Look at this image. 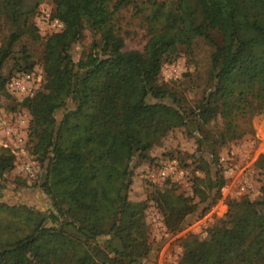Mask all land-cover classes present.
Listing matches in <instances>:
<instances>
[{
	"label": "trees",
	"instance_id": "16d2710c",
	"mask_svg": "<svg viewBox=\"0 0 264 264\" xmlns=\"http://www.w3.org/2000/svg\"><path fill=\"white\" fill-rule=\"evenodd\" d=\"M40 1L0 0L6 27L0 96L15 102L12 111L19 107L29 115L28 152L50 209L44 214L0 201V264H140L150 253L147 203L171 236L189 218L203 217L221 199L217 151L252 135L250 121L264 112V0H150L146 41L125 55L115 16L135 0H50L48 18L65 32L50 47L43 43L41 59L55 64L51 76L58 77L18 100L5 83L34 66L28 43L40 41L31 21ZM84 31L89 41L74 57ZM198 39L210 51L200 98L189 105L185 92L196 87L191 74L167 82L159 69L180 52L192 62ZM176 130L194 139L191 164L203 175L190 173L191 182L204 197L194 201L164 180L143 200L131 201L133 169L151 165L148 153ZM13 162L9 149L0 147V178ZM252 165L260 175L259 199H225L226 212L213 217L203 238L178 237L177 264H264V150Z\"/></svg>",
	"mask_w": 264,
	"mask_h": 264
},
{
	"label": "rangeland",
	"instance_id": "374dc122",
	"mask_svg": "<svg viewBox=\"0 0 264 264\" xmlns=\"http://www.w3.org/2000/svg\"><path fill=\"white\" fill-rule=\"evenodd\" d=\"M150 0H135L134 5L120 11L115 16L116 23L121 29L123 38L122 54H127L132 51H140L147 38V25L144 22L143 16L147 13L148 2ZM52 8L50 0H41L38 6V12L33 16V24L36 27L37 34L40 41L29 44V53L32 55L34 66H32L31 73L35 81V90L42 89L45 86H52L51 81L56 82L58 76L52 75L51 71L54 69V63L46 61L43 63L42 45L43 43L50 47L53 44V39H59L64 36V26L61 22L55 19L48 18V14ZM0 36L6 31L5 25L0 23ZM89 41L87 31L83 32L82 39L78 44L74 45V57L78 56L81 46ZM31 45V46H30ZM15 49H19V45ZM209 46L202 39L195 40L192 47V62L187 61L182 52L176 59L170 63H163L161 65L160 78L163 81L181 82L187 78L183 77L185 73L191 74L189 78L194 82V89L185 92V98L189 105L195 104L201 95V89L205 83V69L208 64ZM11 62H7L2 71L7 68ZM183 86V85H182ZM190 87V85L187 84ZM181 90V85L178 88ZM34 92V91H33ZM33 94V93H32ZM16 97V96H14ZM18 97H16L17 99ZM21 98H18L20 100ZM15 102L10 98H3L0 96V122L8 126L11 130L23 135V156H14L13 168L0 178V201L11 205H24L31 207L34 210L40 211L44 214L50 209V202L36 187L39 177V168L37 163L29 155V144L27 137V121L28 113L23 109L17 107L15 111L11 107ZM22 121L21 126L17 125V121ZM251 127L252 135H245L241 140L229 143L227 146L220 148L217 151V163L221 169V174L224 179L223 187L220 189L221 199L216 202L210 210L200 218L191 217L187 220L183 230L174 236L165 232L162 226L163 222L157 209L151 202L147 203L144 211V222L148 242L150 243V253L146 260L140 264H177L178 256L180 254V247L178 245V237L187 233L196 235L198 238L204 237V230L209 225L213 217H221L226 212V206L223 203L225 199H238L246 196L251 201H257L260 197L259 185L260 175L254 169L252 163L256 159L257 154L264 150V112L253 117ZM3 142L6 146H3ZM14 136H4L0 130V147L7 148L11 152L15 145ZM196 149L194 139L187 136L185 131L176 130L175 132L165 136L152 150L148 153L153 162L139 163L131 173V185L129 192V199L131 201L143 200L148 190L155 184L158 187L162 186L164 180H169L177 186V193L184 196L193 197L194 201L203 198L205 191L200 186L191 182V174L202 177V173L195 170V165L191 164L195 159L192 154ZM204 156L208 157L205 153ZM174 157L184 161L187 165L185 168L180 167L176 159H168ZM174 160L177 168L183 171L182 177L177 180L160 179L154 174L156 167L162 162ZM30 162L34 164L33 176L27 177L18 174L16 165L23 162ZM148 174L154 175L153 183L148 180ZM24 183L26 187H23Z\"/></svg>",
	"mask_w": 264,
	"mask_h": 264
},
{
	"label": "built area",
	"instance_id": "2783aa9c",
	"mask_svg": "<svg viewBox=\"0 0 264 264\" xmlns=\"http://www.w3.org/2000/svg\"><path fill=\"white\" fill-rule=\"evenodd\" d=\"M35 81L33 78V73H21V74H16L13 77L9 78L6 83H5V88L7 91L10 92L11 95L16 96L18 98H24V97H29L32 95L33 91H35ZM17 125L21 126L22 121L18 120ZM0 130L2 131V134L4 136H14L15 138V145L13 147V150L11 153L13 156L18 157V156H23V141H24V136L15 132L14 130H11L8 126L3 125V121L0 122ZM3 146H6V144L3 142ZM157 169L155 170L154 174L156 175L155 177H159L161 180L162 179H170L172 181L177 180L178 178H181L183 175V171L177 168L176 162L174 160H169V161H164L160 165L156 167ZM18 174L27 177H32L34 171V164L33 162H23L20 165H16V170ZM148 180L153 183L154 175L153 174H148Z\"/></svg>",
	"mask_w": 264,
	"mask_h": 264
}]
</instances>
